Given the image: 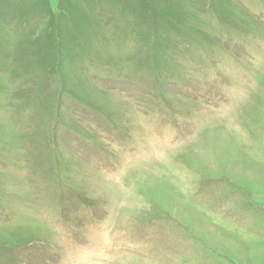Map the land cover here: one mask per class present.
Wrapping results in <instances>:
<instances>
[{
  "label": "rangeland",
  "instance_id": "1",
  "mask_svg": "<svg viewBox=\"0 0 264 264\" xmlns=\"http://www.w3.org/2000/svg\"><path fill=\"white\" fill-rule=\"evenodd\" d=\"M0 264H264V0H0Z\"/></svg>",
  "mask_w": 264,
  "mask_h": 264
},
{
  "label": "trees",
  "instance_id": "2",
  "mask_svg": "<svg viewBox=\"0 0 264 264\" xmlns=\"http://www.w3.org/2000/svg\"><path fill=\"white\" fill-rule=\"evenodd\" d=\"M90 222H92V220H90ZM93 224H95V221H93ZM94 226V225H93Z\"/></svg>",
  "mask_w": 264,
  "mask_h": 264
}]
</instances>
